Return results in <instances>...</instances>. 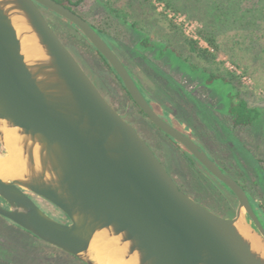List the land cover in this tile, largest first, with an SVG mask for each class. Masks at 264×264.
<instances>
[{
	"label": "water",
	"instance_id": "obj_1",
	"mask_svg": "<svg viewBox=\"0 0 264 264\" xmlns=\"http://www.w3.org/2000/svg\"><path fill=\"white\" fill-rule=\"evenodd\" d=\"M40 7L77 26L151 122L237 197L234 217L215 213L180 188ZM21 24L27 32L18 29ZM26 35L36 44L32 55L23 46ZM7 133L15 137L23 167L0 175V215L81 262L264 264V221L247 190L157 112L96 26L56 0H0V144L6 150ZM33 196L68 222L50 216ZM243 210L253 222L244 215L245 231L238 225ZM97 235L102 240L94 246Z\"/></svg>",
	"mask_w": 264,
	"mask_h": 264
},
{
	"label": "rangeland",
	"instance_id": "obj_2",
	"mask_svg": "<svg viewBox=\"0 0 264 264\" xmlns=\"http://www.w3.org/2000/svg\"><path fill=\"white\" fill-rule=\"evenodd\" d=\"M170 3V5L167 4ZM85 0L77 7L94 26L112 36V45L141 84L158 113L169 112L191 130V136L247 190L259 204L264 221V39L248 56V69L231 63L224 47L241 30L264 32V0ZM46 19L108 101L130 122L154 150L164 166L190 196L223 217H234L237 197L204 167H191L186 151L154 126L131 101L120 81L70 21L40 7ZM217 33L216 51L199 30ZM183 36L198 39L217 54L220 64L209 65L192 54ZM149 39L152 46L141 42ZM162 51L164 52L162 54ZM244 62V61H243ZM190 64L197 67L190 68ZM242 66H247L244 62ZM224 69L240 76L233 86L208 75ZM237 92L261 114L248 128H233L227 93ZM7 150L0 144V158ZM52 213L55 208L34 196ZM247 221L253 224L245 213ZM63 221V220H62ZM0 264H84L71 254L35 237L0 215Z\"/></svg>",
	"mask_w": 264,
	"mask_h": 264
},
{
	"label": "trees",
	"instance_id": "obj_3",
	"mask_svg": "<svg viewBox=\"0 0 264 264\" xmlns=\"http://www.w3.org/2000/svg\"><path fill=\"white\" fill-rule=\"evenodd\" d=\"M63 5L67 6L68 8L72 9L73 11L77 12L81 16H83L85 19L86 17L79 13L77 11V7L83 3L85 0H56ZM150 2L151 0H146ZM246 2H249V5H253V0H244ZM168 5H170L169 2H167ZM59 16V15H58ZM61 17V16H59ZM71 23V22H70ZM76 29L85 37V35L82 33V31L75 26L73 23H71ZM99 32L104 37V39L113 47L112 45V36L109 34L104 28L98 27ZM199 33L201 35V38L204 39L208 44L209 47L213 48L214 50L218 51L221 48V45L217 42V33L214 30H211L209 28H202L199 30ZM86 38V37H85ZM184 42L186 46L188 47V50L196 55L198 58H200L202 61L209 65H219L220 62L217 61V54L215 52H212L209 47L202 46L200 44V41L198 39H193L190 37L183 36ZM264 39V32H261V29H251V28H245L241 30L240 28L236 30L235 34L231 37V43L228 44L230 47L229 49L227 47H224V51L226 55H228L231 63L244 68V75L247 73L248 69V56L253 54V51L255 48H257L258 45H260L259 40ZM88 40V39H87ZM89 41V40H88ZM91 43V42H90ZM92 44V43H91ZM141 44L145 47L152 46V42L149 39H145L141 42ZM93 46V44H92ZM93 48L97 51V49L93 46ZM262 51L264 52V46H261ZM101 59L103 60L106 67L116 75L118 80L120 81L123 89L126 91L127 95L130 97L131 101L134 103V105L139 109V111L148 117L143 110L136 104V102L133 100V98L130 96L129 92L126 90L122 80L120 77L116 74V72L113 70L112 66L109 64V62L97 51ZM164 52L162 51V54ZM247 64V66H242L244 62ZM192 70H196L197 67L193 64L189 65ZM240 76L236 74L235 72H231L230 70L224 69L223 72H211L207 77V84H212L213 82L217 80H221L225 84H229L233 86V83L238 79ZM137 81V80H136ZM138 82V81H137ZM141 89L143 90L144 94L147 96L145 90L142 88L141 84L138 82ZM148 97V96H147ZM148 99L152 100L148 97ZM227 99L229 102L228 106V115L230 116V125L233 128H248L252 126L256 120L259 118L261 112L258 108L252 107L249 105L246 99L242 98L239 93L237 92H231L229 91L227 93ZM163 118L168 120L171 124L176 126L177 128L183 130L187 134H191V130L189 127H187L183 122L179 121L177 124L174 122V118L169 114V112H166L165 110L162 111V113H159ZM155 126V125H154ZM171 141H173L176 145L179 147H182L177 141H175L173 138L167 136ZM187 163L195 168L198 169L201 165V163L189 152L185 151L183 153ZM203 167V166H202ZM218 180V179H217ZM219 181V180H218ZM221 182V181H220ZM179 185V184H178ZM182 190H185L181 185H179ZM186 192V191H185ZM34 200L36 203L50 216L55 218L56 220L62 221L65 216L63 212L58 210L55 206L54 208L58 210L57 215L51 212L49 208H47L42 202H39L34 196ZM251 201L254 205V208L259 213V215L262 217L263 213L261 211V208L259 204L254 200L252 197ZM67 218V217H66ZM68 219V218H67ZM20 227V226H19ZM73 256V255H72ZM74 257V256H73ZM76 258V257H75ZM77 259V258H76ZM78 260V259H77ZM80 261V260H79ZM81 262V261H80ZM83 263V262H82ZM85 264V263H84Z\"/></svg>",
	"mask_w": 264,
	"mask_h": 264
},
{
	"label": "bare ground",
	"instance_id": "obj_4",
	"mask_svg": "<svg viewBox=\"0 0 264 264\" xmlns=\"http://www.w3.org/2000/svg\"><path fill=\"white\" fill-rule=\"evenodd\" d=\"M18 29L22 32H27L26 27L23 26L22 24L18 26ZM23 46L29 55H32L37 51L36 44L32 36H29V35L24 36ZM14 142H15V137L11 135L10 133H7V146H8L7 151L8 152L5 156L0 158V175L1 176L15 175V174L20 173L22 170L23 166H22L21 160L19 159L18 154L15 151ZM238 225L242 227V229L244 230V226L246 225V221L244 218V210L242 211V215L238 222ZM101 240H102V236L97 235L95 237L93 245L97 246L98 242H101ZM253 244L256 247L258 246V243L254 238H253ZM109 264H135V262L133 260H120L119 258H116V259L110 258Z\"/></svg>",
	"mask_w": 264,
	"mask_h": 264
},
{
	"label": "flooded vegetation",
	"instance_id": "obj_5",
	"mask_svg": "<svg viewBox=\"0 0 264 264\" xmlns=\"http://www.w3.org/2000/svg\"><path fill=\"white\" fill-rule=\"evenodd\" d=\"M53 207H54V206H53ZM55 211L58 213V210H57V209H55ZM63 221L68 222V219H67L66 217H64V218H63Z\"/></svg>",
	"mask_w": 264,
	"mask_h": 264
}]
</instances>
